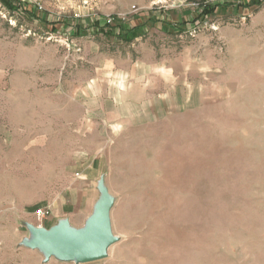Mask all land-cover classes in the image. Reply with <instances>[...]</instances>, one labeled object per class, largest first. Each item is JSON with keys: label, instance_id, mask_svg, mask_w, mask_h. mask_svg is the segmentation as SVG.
<instances>
[{"label": "rangeland", "instance_id": "rangeland-1", "mask_svg": "<svg viewBox=\"0 0 264 264\" xmlns=\"http://www.w3.org/2000/svg\"><path fill=\"white\" fill-rule=\"evenodd\" d=\"M29 1L56 21L87 24L115 15L134 25L153 14L170 22L151 25L135 45L102 34L74 37L64 21L52 29L0 2V104L2 91L25 87L8 73L23 49L33 57L35 48L60 46L76 72L88 65L85 41L134 57L145 42L159 58L181 54L183 64L192 59L202 68L201 97L166 118L77 137L100 150L97 173L114 198L111 223L119 237L106 258L85 264H264V0ZM203 3L220 7L199 18ZM179 21L186 22L181 29ZM20 94L16 102L25 105ZM5 147L0 134V264H77L47 261L28 247L34 226L67 217L83 226H77L83 214H57L69 177H58L52 192L51 179L35 175L42 167L9 162ZM46 206L51 214L40 220L37 210Z\"/></svg>", "mask_w": 264, "mask_h": 264}, {"label": "crops", "instance_id": "crops-1", "mask_svg": "<svg viewBox=\"0 0 264 264\" xmlns=\"http://www.w3.org/2000/svg\"><path fill=\"white\" fill-rule=\"evenodd\" d=\"M140 43L134 57L132 51L106 53L99 44L85 41L88 65L76 72L69 71L68 55L56 45L35 48L33 57L23 49L8 67L10 80L22 79L25 87L2 91L0 134L6 146L2 152L9 162H27V169L42 167L35 175L51 179L52 192H57L58 177H69L63 190L68 197L61 198L57 214H83L78 215L77 226L84 225L93 211L101 176L100 150L91 151L90 141L78 142L77 137L91 130H98L99 136L104 130L159 121L191 103L192 97H201V65L192 59L183 64L181 54L159 58L148 44ZM21 92L27 97L25 105L16 102Z\"/></svg>", "mask_w": 264, "mask_h": 264}, {"label": "water", "instance_id": "water-1", "mask_svg": "<svg viewBox=\"0 0 264 264\" xmlns=\"http://www.w3.org/2000/svg\"><path fill=\"white\" fill-rule=\"evenodd\" d=\"M98 189L99 198L83 226H72L68 217L50 227L34 226L28 247L44 252L47 261L54 257L85 264L106 258L109 248L119 237L114 235L111 223L114 198L103 184L102 176Z\"/></svg>", "mask_w": 264, "mask_h": 264}, {"label": "trees", "instance_id": "trees-1", "mask_svg": "<svg viewBox=\"0 0 264 264\" xmlns=\"http://www.w3.org/2000/svg\"><path fill=\"white\" fill-rule=\"evenodd\" d=\"M0 2L9 10L17 11L21 16L29 20H39L46 25H51L52 29H56V25L59 22L67 24L70 29L66 30L74 37H90L92 35L102 34L107 38L114 37L116 41L124 43H133L138 38L144 40L147 35L148 27L155 25L159 22L169 23L165 16L149 15L145 22L140 24L129 25L126 20L118 16H94L89 23L83 24L80 22H73L72 20L64 19L63 21L53 20L50 15H47L44 8H40L39 4L30 2L29 0H0ZM220 4L212 5L209 3H203L201 9L198 12L199 18H204L209 14H212ZM250 5V4H249ZM175 24V23H174ZM186 22L176 23L177 29L183 28ZM170 25H173L172 23ZM176 29V30H177ZM178 31V30H177Z\"/></svg>", "mask_w": 264, "mask_h": 264}, {"label": "built area", "instance_id": "built-area-1", "mask_svg": "<svg viewBox=\"0 0 264 264\" xmlns=\"http://www.w3.org/2000/svg\"><path fill=\"white\" fill-rule=\"evenodd\" d=\"M40 8L42 7L40 6ZM122 19L125 20V18ZM79 50H81V48H79ZM76 175H79V173H76ZM50 214H51L50 206H46L37 210V215L40 218V220L47 219Z\"/></svg>", "mask_w": 264, "mask_h": 264}]
</instances>
